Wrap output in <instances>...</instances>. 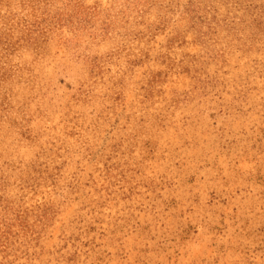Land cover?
<instances>
[{
    "label": "rangeland",
    "instance_id": "1",
    "mask_svg": "<svg viewBox=\"0 0 264 264\" xmlns=\"http://www.w3.org/2000/svg\"><path fill=\"white\" fill-rule=\"evenodd\" d=\"M0 264H264V0H0Z\"/></svg>",
    "mask_w": 264,
    "mask_h": 264
}]
</instances>
